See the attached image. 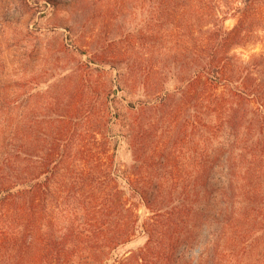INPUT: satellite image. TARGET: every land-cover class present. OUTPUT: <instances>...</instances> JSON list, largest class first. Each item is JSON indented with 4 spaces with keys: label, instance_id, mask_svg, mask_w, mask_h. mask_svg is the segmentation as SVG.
Here are the masks:
<instances>
[{
    "label": "trees",
    "instance_id": "16d2710c",
    "mask_svg": "<svg viewBox=\"0 0 264 264\" xmlns=\"http://www.w3.org/2000/svg\"><path fill=\"white\" fill-rule=\"evenodd\" d=\"M134 1L150 13L145 29L170 26L163 47L151 38L145 52L138 29L123 38L135 44L128 52H93L92 70L75 71L80 84L113 74L80 92L98 103L86 118L100 155L75 141L80 109L64 110V140L41 149L55 131H36V114L5 138L0 264H111L138 234L144 245L120 264H264V55L245 63L232 53L250 5L227 31L213 0ZM125 144L131 161L116 163Z\"/></svg>",
    "mask_w": 264,
    "mask_h": 264
},
{
    "label": "rangeland",
    "instance_id": "374dc122",
    "mask_svg": "<svg viewBox=\"0 0 264 264\" xmlns=\"http://www.w3.org/2000/svg\"><path fill=\"white\" fill-rule=\"evenodd\" d=\"M248 2L213 0L211 10L215 17L224 19L225 29L232 31L246 14L247 5H250L244 24L243 45L232 50L245 63L264 55V0ZM145 20L149 22L150 13L147 8L140 9L139 3L134 0H26L23 5L16 1L0 0V152L5 138L22 130L26 120L34 114L39 123L31 126L36 131H55L51 141L40 135L42 139L36 142L38 149L46 141L64 140L55 135L63 125L60 123L63 119L61 115L66 116L64 110L71 112L80 109L81 115H71L74 117L71 123L78 125L82 134L81 138L76 135L75 141L81 140L82 145L91 146L92 155L97 158L103 146L96 140L102 138L99 134L92 136L89 128L95 121L87 119L89 113L86 112H89V105L94 108L93 113L97 112L98 103L95 99L90 101V95L82 96L80 92L83 86L86 89L90 83L99 87L108 84L113 74L110 71L104 75L97 73L91 82L85 79L80 84L81 78L75 72L76 68L85 64L87 67L84 70L89 73L92 70L88 67H92L89 62L93 52L106 53L107 56L116 55L115 51L119 54L124 50L128 52L127 47L131 49L129 45L135 44L127 43L129 38H123L129 32L132 36L138 29H144L150 41L142 46L145 52H150L151 38L155 37L156 47L162 48L161 38L170 26H154L152 23L153 28L148 26L145 29ZM120 39L123 40L119 43ZM113 41H116L117 47ZM261 76L264 77V73ZM45 107L51 109L43 114ZM47 114L53 121L45 118ZM111 147L114 145L109 146L110 154L113 152ZM130 156L128 146L122 145L117 150L116 163H129ZM143 212L144 208L140 207L138 215L143 217ZM144 243L145 238L138 234L136 240L117 250V259L114 258L116 261L113 259L111 264H120L119 260L137 252Z\"/></svg>",
    "mask_w": 264,
    "mask_h": 264
}]
</instances>
